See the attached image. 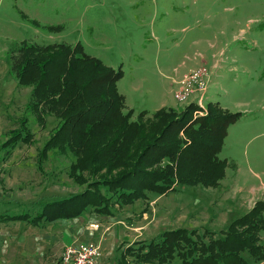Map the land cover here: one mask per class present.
<instances>
[{"label":"rangeland","instance_id":"1","mask_svg":"<svg viewBox=\"0 0 264 264\" xmlns=\"http://www.w3.org/2000/svg\"><path fill=\"white\" fill-rule=\"evenodd\" d=\"M45 25L64 28L47 33L41 28ZM240 29L244 36L232 40ZM204 39L216 41L215 47L227 42V56L232 47L247 49L252 59L249 76L241 57L235 72L230 73L227 65L222 68L216 86L210 87L212 76L209 80L205 107L214 102L225 107L242 105L227 107L242 115L229 127L218 155L227 164L218 186L178 185L164 195L147 193L131 205L114 206L109 218L88 210L79 219L37 226L0 221V264H62L64 250L80 243L99 245L104 262L110 259L106 264H116L117 248L122 251L127 245L137 248L159 241L164 232L174 229L195 230L200 235L208 231L221 238L220 232L232 220L264 201V0H0V216H34L41 203L83 190L69 177L75 163L71 152H43L59 120L48 115L39 125L27 107L31 89L20 87L9 72L10 56L22 43L73 47L80 42L86 54L115 70L121 67L124 78L117 89L125 96L123 112L132 111L131 120H135L143 109H147L145 118L150 117L159 98L169 91L163 73L173 74L175 83L200 64L209 69L202 60L204 49L192 43ZM183 61L197 66L176 78ZM192 101L180 104L173 98V109L182 110ZM129 104L135 111L127 109ZM23 119L30 142L4 150L10 133L21 132ZM91 223L98 226L96 231ZM260 244L264 245V231ZM243 257L248 264H264L255 263L247 253ZM171 264H179L178 259Z\"/></svg>","mask_w":264,"mask_h":264},{"label":"trees","instance_id":"2","mask_svg":"<svg viewBox=\"0 0 264 264\" xmlns=\"http://www.w3.org/2000/svg\"><path fill=\"white\" fill-rule=\"evenodd\" d=\"M41 28L55 33L64 26ZM9 72L20 87L31 89L27 107L39 125L48 115L59 120L43 152H71L75 163L69 177L83 190L41 203L34 216L2 215L3 220L37 226L79 218L88 210L111 216L114 206L131 205L147 193L164 195L178 185L215 187L224 178L227 164L218 155L229 127L241 113L209 103L200 116L192 104L182 110L160 108L148 118L141 111L131 120L133 112H123L124 98L117 89L124 76L121 67L115 70L86 54L80 42L73 47L22 43L10 56ZM26 123L23 119L21 132L10 133L4 150L30 142ZM262 231L264 201H258L232 220L220 232L221 238L208 231L200 235L195 230L174 229L164 232L159 241L129 246L122 252L117 249L116 264H171L175 259L179 264H248L243 253L262 263Z\"/></svg>","mask_w":264,"mask_h":264},{"label":"crops","instance_id":"3","mask_svg":"<svg viewBox=\"0 0 264 264\" xmlns=\"http://www.w3.org/2000/svg\"><path fill=\"white\" fill-rule=\"evenodd\" d=\"M196 12L194 13V14H196L197 15V13H198V11L197 10H195ZM219 20V19H218ZM227 20V19H226ZM225 19L224 20H222V21H226ZM215 21H217V19L215 20ZM205 29H207V30H211V27H209V26H205ZM220 33H222V31H220ZM244 34H245V31H244V29H240L239 30V34H235V35H233V37H232V40H237V38H238V36L239 35H241V37H243L244 36ZM205 40V41H204ZM204 40H196V41H193L192 43H193V46H195V47H198V46H202V48L204 49V51H203V53L205 54V56L204 55H202V53H200V52H195V53H197V54H200V55H202V60H203V62H205L206 63V65L209 67V70H210V72H211V76H212V81H211V85H210V87L211 86H216L217 85V79L219 78V76H220V71L222 70V68L223 67H225L226 65H227V70L230 72V73H232V72H235L236 71V67H237V65H238V63L239 62H241L240 64L244 67L243 69L245 70V72L247 73V76H249L250 75V71H249V63H252V59L251 58H249L251 55H250V53L248 52V50L247 49H244V48H242V47H232V48H230L229 49V54H228V56L227 55H225V53H224V49H226V44H227V42H225L224 43V46H222V47H215V46H217V42L216 41H211V40H208V39H204ZM256 42V41H255ZM178 44H176V47H178L177 46ZM220 45H222V44H220ZM258 45V43H256V46ZM208 51H210V53L208 52ZM186 57V59L188 58V56H187V54H185L184 55V57L183 58H185ZM242 57V59H241V61L239 60L240 58ZM188 60V59H187ZM193 61H195V60H193ZM183 62H185V64H180V70H179V72L177 73V75H178V77L176 76V78H180V76L181 75H183L184 73H186L190 68H192V67H195V66H197V64H195V62H193V63H191V64H189V65H186V61H183ZM225 64V65H224ZM179 65V64H178ZM201 65V64H200ZM200 65H198V66H200ZM224 65V66H223ZM173 71V70H172ZM181 72V73H180ZM163 79H165V80H167V85L169 86V93L167 92V93H165L164 94V96L162 97L161 96V98H159V101L157 102V106L156 107H154V109H152L151 111L152 112H155V111H157L158 109H160V108H163V107H171V108H173L174 106V103H173V91L172 90H174V87H175V83H173V78H175V76L173 75V74H171V73H169V75L168 74H166V73H163ZM123 78H124V76H123ZM122 78V79H123ZM122 79L118 82V86H119V83L122 81ZM250 79H252L251 77H250ZM173 83V84H172ZM119 88V87H118ZM134 88H136V87H134ZM119 91H120V89H119ZM135 92H137V90L135 89ZM123 95V94H122ZM123 97H124V101L126 102V100H125V96L123 95ZM214 103H218L223 109H225V110H228L229 112H232V113H239V112H241V111H239L238 109H240L241 108V106L237 103L235 106L236 107H234V106H232V105H229V104H227V107L228 108H230V106H232L231 108L232 109H234V108H238V109H236V111H232L231 109L229 110L227 107H225V106H222L219 102H214ZM130 105V104H129ZM244 106H247V104H243ZM128 106V105H127ZM127 109L128 110H133V111H135V107H134V105H130V108L129 107H127ZM141 111H147V109L145 110V109H143V110H140V111H138V112H141ZM149 113V112H148ZM231 127H233V126H231ZM230 127V128H231ZM229 128V129H230ZM228 134L229 133H227V136H226V138H228ZM225 138V139H226ZM223 147H224V144H223ZM226 168H227V166H226ZM96 214V213H95ZM84 215V214H83ZM82 215V216H83ZM98 215V214H97ZM2 216V215H1ZM1 216H0V221H6V220H3V219H1ZM81 216V217H82ZM99 216H102V215H99ZM81 217H79V218H81ZM103 217H111V216H103ZM79 218H75V219H79ZM72 220H74V219H72ZM51 223H53V222H51ZM47 224H49V223H47ZM91 224H93V223H91ZM94 225V224H93ZM92 225H90V228L91 229H93L92 231H96L98 228H96V229H94V228H92L91 227ZM129 246H131V245H127L125 248H127V247H129ZM125 248H123V250L125 249ZM118 249V248H117ZM122 250V251H123ZM117 251V250H116ZM116 251H115V253H116ZM119 251L120 252H122L120 249H119ZM104 255V254H103ZM103 255H101V258H100V264H106L107 262H109V260H107V262H104L105 260H104V257H103ZM263 263V262H262Z\"/></svg>","mask_w":264,"mask_h":264},{"label":"built area","instance_id":"4","mask_svg":"<svg viewBox=\"0 0 264 264\" xmlns=\"http://www.w3.org/2000/svg\"><path fill=\"white\" fill-rule=\"evenodd\" d=\"M211 72L205 66H198L197 69L190 70L183 79L175 82L173 98L177 103L183 104L197 94L192 101L199 108L195 115H203L206 111L204 99L209 89ZM192 86L193 90L190 89ZM199 93V96H198ZM92 228H98L92 225ZM100 246L93 243H80L67 247L61 257L62 264H98L101 258Z\"/></svg>","mask_w":264,"mask_h":264}]
</instances>
